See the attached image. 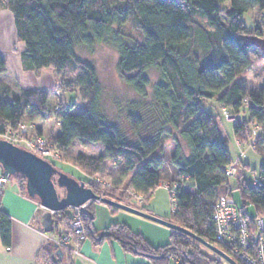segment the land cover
I'll return each instance as SVG.
<instances>
[{
  "label": "trees",
  "instance_id": "16d2710c",
  "mask_svg": "<svg viewBox=\"0 0 264 264\" xmlns=\"http://www.w3.org/2000/svg\"><path fill=\"white\" fill-rule=\"evenodd\" d=\"M0 8L13 15L17 39L24 44L25 69L78 71L62 87H76L84 104L77 113L66 104L57 112L58 128L51 141L60 156L56 161L75 139L103 146L98 156L79 153L63 158L84 174L85 186L152 213L144 203L159 183L177 182L175 208L165 219L214 245L212 206L218 196L231 197L229 178L236 179L242 204L253 206L255 216L264 215V162L257 170V184L247 185L240 170L238 176L227 177L225 168L231 159L220 136V113L203 108L204 102H210L220 111L229 110L238 143L249 145L254 139L251 148L264 156V84L248 91L241 76L254 47L248 36L262 37L258 26L249 34L242 15L254 8L264 13V0H0ZM129 19L135 21L140 38L121 29ZM97 42L115 48L120 77L136 95L125 103L121 121L112 120L101 107L94 65L75 57L79 45L90 48ZM150 69L158 73L155 80L148 74ZM5 71L0 55V75ZM47 100L44 90L15 94L0 83V134L16 130L23 121L46 119ZM241 113L247 117L239 120ZM254 124L260 127L256 137L251 133ZM166 139L171 145L163 156ZM108 159H115L110 171H106ZM238 163L242 170L248 166ZM16 177L25 191L24 177ZM130 193L140 194L143 202L130 204ZM72 217L69 208L52 214L50 233L57 240L68 231ZM81 218L83 237L95 244L114 239L125 252L152 264H173L171 257L181 264H221L204 245L182 232L172 230L168 243L152 247L124 224L95 232L92 205ZM0 239L10 246V218L3 211ZM57 240L46 244L41 258L45 264H62L56 251L63 254L67 246H58Z\"/></svg>",
  "mask_w": 264,
  "mask_h": 264
},
{
  "label": "rangeland",
  "instance_id": "374dc122",
  "mask_svg": "<svg viewBox=\"0 0 264 264\" xmlns=\"http://www.w3.org/2000/svg\"><path fill=\"white\" fill-rule=\"evenodd\" d=\"M196 19L203 25L207 26V23L204 19L198 16H196ZM242 20L245 26L248 27L249 34L253 32L252 29L255 26H258L261 30L262 37L264 38V13L254 8L251 9L248 13L243 14ZM121 29L136 38H140L139 30L133 19L127 20L121 26ZM17 50V46H14L12 51L17 52ZM75 57L81 62H88L94 65L101 89V107L112 120L121 121L122 113L125 109V103L128 100L136 98V95L133 93L129 86L123 83L120 77L117 67L118 54L115 48L103 42L94 43L90 48L79 45L76 48ZM249 61V67L242 73L241 76L245 80L244 85L246 89L248 91H255L259 86L264 84V53L256 47H253L249 54ZM38 74H40L41 80H44L45 82H43L40 87L46 85L49 86L44 90L48 96L46 106L49 110V113L46 119L34 121V128L32 129V134L29 138L33 140L34 133L35 136L41 137L43 146L45 148H48L49 153H51V155H49L50 157L44 159L54 163L55 167L58 170L64 172L65 174L73 177L76 180L83 181L85 180L84 174L73 165L64 163L63 158H65V156H68L70 158L79 153L84 154L86 156H98L99 154L103 153V146L99 143L88 142L84 139H75L72 144L68 147V149L64 152V156H61L60 161H56V159H58L60 156L59 153L55 150L51 141L52 136L56 133L58 128V123L56 120L57 113L54 109L59 108V112L61 109H63L62 105L66 104V106L68 107L67 109H71V111L77 113L81 111L82 106L84 104L83 100H81L79 97L78 90L76 87L70 85H67L64 88L62 87L64 82L66 80L73 79L75 75L78 74V71L75 70L74 72H70L69 70H65L59 72L55 71L51 67H48L46 69L38 71ZM148 74L152 78V80H155L158 76V73L155 69H150ZM50 83L51 86L48 85ZM203 108L212 111L213 113H220V119H218V126L220 128L222 136L226 137L225 141L230 155L231 163L236 165L238 168V160H240L242 164H248L247 168L243 167V170L240 168L239 170L242 174L244 182L249 186L253 185L255 179H258L257 170L259 165L264 162V156L258 153L256 150L252 149L249 145L239 144L238 141L236 142L232 128L234 120L224 119L222 117V110L220 111L219 109L214 107L210 102H204ZM229 113L231 112L229 111ZM246 117V113H241L237 116L239 120L244 119ZM38 127L40 128L39 132ZM18 145L25 148L23 144ZM170 145V141L166 139L164 142L165 149L163 156H166L168 154ZM181 146L183 149H185V144L183 142ZM50 158L54 160H51ZM106 167V171L112 170V164L110 162L106 165ZM16 179L19 181L18 177H16ZM103 182L105 185L108 184L107 181ZM228 183L230 188L232 189L231 197L234 201L235 206L244 207V210L249 217H255L254 207L251 205L244 206L242 204L240 192L238 189H236V179L229 178ZM57 190L60 196L64 194V191L62 189ZM129 200L130 204L132 205H140L138 201H134L133 199H131V197ZM150 200L153 201V203L159 205L160 209L166 213L165 216L169 217L172 210L171 200L168 191L164 189V187L158 186L151 195ZM96 203L101 202L92 201L88 203V206ZM69 209H71L72 213H74L71 207H69ZM208 251L213 256H216L215 253L211 252L210 250ZM221 264L228 263L221 262Z\"/></svg>",
  "mask_w": 264,
  "mask_h": 264
},
{
  "label": "crops",
  "instance_id": "0c3cea01",
  "mask_svg": "<svg viewBox=\"0 0 264 264\" xmlns=\"http://www.w3.org/2000/svg\"><path fill=\"white\" fill-rule=\"evenodd\" d=\"M14 46H17V52L12 51ZM23 51L24 44L17 39L12 13L0 8V55L6 64L5 73L0 75V83L15 94L21 90H45L49 86L40 87L44 80H41L38 71L23 67ZM48 85L51 86V83ZM220 136L226 140L221 133ZM2 175L0 168V177ZM144 205L153 214L166 217V213L153 201L149 200ZM92 208L91 227L95 232L112 224H124L132 232L140 234L152 247L163 246L169 241L172 229L164 225L103 203L93 204ZM0 211L10 218V246L3 245L0 239V264H45L41 258L45 256L46 244L55 242L57 236L44 232L40 215L43 209L35 199L26 195L15 177H6L0 183ZM63 251L59 257H63L62 264H152L143 256L125 252L114 239L95 244L89 237H82L79 241L71 240Z\"/></svg>",
  "mask_w": 264,
  "mask_h": 264
},
{
  "label": "built area",
  "instance_id": "2783aa9c",
  "mask_svg": "<svg viewBox=\"0 0 264 264\" xmlns=\"http://www.w3.org/2000/svg\"><path fill=\"white\" fill-rule=\"evenodd\" d=\"M63 103V101H62ZM65 105H62L64 107ZM61 107V108H62ZM59 108H55L58 112ZM223 117L226 120H233L234 116L229 113L227 109H222ZM49 111L46 113V115ZM55 113V114H56ZM34 128V122H20L15 131L7 130L5 133L0 134L4 138L14 144H23L25 148L42 158L50 157L48 148L42 144V138L33 134V140L30 135ZM259 125L254 124L251 133L254 137L259 134ZM254 139H251L250 147L255 145ZM113 164L115 159H108V163ZM240 174L239 169L234 164H229L225 168V175L227 177H236ZM6 176L0 177V183L4 182ZM255 180L253 184H257ZM108 185V184H107ZM159 186L164 187L169 193L171 200L172 210L175 208V195L178 193L177 182H169L167 180L161 181ZM131 199L143 202L140 194L130 193ZM88 204L79 207H71L73 209V217L70 221L68 231L57 240L60 247L68 246L71 240L79 241L83 237V222L81 218L82 212L86 211ZM212 221L214 228V241L221 251L234 259L238 264H264V215L249 217L244 210V207H236L232 197L218 196L212 206ZM215 259L219 262L227 263L222 257L215 254ZM173 264H181L180 260L171 257Z\"/></svg>",
  "mask_w": 264,
  "mask_h": 264
},
{
  "label": "water",
  "instance_id": "95a60500",
  "mask_svg": "<svg viewBox=\"0 0 264 264\" xmlns=\"http://www.w3.org/2000/svg\"><path fill=\"white\" fill-rule=\"evenodd\" d=\"M248 39L254 47L264 53L263 37L251 35L248 36ZM0 167L2 174L6 177L16 175L24 177L26 195L35 199L43 209L41 226L44 232L52 230V214L55 212L69 207H79L92 201H99L189 235L208 250L222 257L228 264H238L217 246L206 242L191 231L150 212L98 195L90 187L85 186L84 182L58 170L48 160L3 138H0ZM57 189H62L64 194L60 196ZM56 254L61 257V250L58 249Z\"/></svg>",
  "mask_w": 264,
  "mask_h": 264
}]
</instances>
